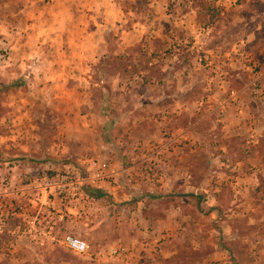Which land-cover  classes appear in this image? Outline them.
I'll return each instance as SVG.
<instances>
[{"label":"rangeland","instance_id":"obj_1","mask_svg":"<svg viewBox=\"0 0 264 264\" xmlns=\"http://www.w3.org/2000/svg\"><path fill=\"white\" fill-rule=\"evenodd\" d=\"M88 159L89 252L0 264H264V0H0V173Z\"/></svg>","mask_w":264,"mask_h":264},{"label":"built area","instance_id":"obj_2","mask_svg":"<svg viewBox=\"0 0 264 264\" xmlns=\"http://www.w3.org/2000/svg\"><path fill=\"white\" fill-rule=\"evenodd\" d=\"M85 161L82 169L45 163L25 177L11 166L0 173V234L29 246L87 254L91 246L73 224L88 225L99 218V199L88 190L105 191L108 174L99 160ZM108 252L114 256L119 249Z\"/></svg>","mask_w":264,"mask_h":264},{"label":"trees","instance_id":"obj_3","mask_svg":"<svg viewBox=\"0 0 264 264\" xmlns=\"http://www.w3.org/2000/svg\"><path fill=\"white\" fill-rule=\"evenodd\" d=\"M92 194H94L97 198L103 197L106 193L104 190H99V189H93V190H88Z\"/></svg>","mask_w":264,"mask_h":264},{"label":"crops","instance_id":"obj_4","mask_svg":"<svg viewBox=\"0 0 264 264\" xmlns=\"http://www.w3.org/2000/svg\"><path fill=\"white\" fill-rule=\"evenodd\" d=\"M240 166H241V164H240ZM240 166H239V167H240ZM240 169H241V168H240Z\"/></svg>","mask_w":264,"mask_h":264}]
</instances>
